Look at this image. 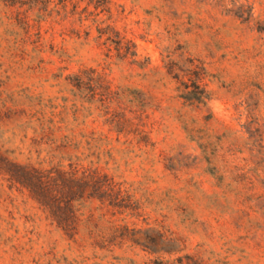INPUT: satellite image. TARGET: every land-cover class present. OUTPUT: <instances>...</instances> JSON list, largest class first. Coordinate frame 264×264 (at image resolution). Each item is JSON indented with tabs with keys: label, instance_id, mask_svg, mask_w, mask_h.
Returning <instances> with one entry per match:
<instances>
[{
	"label": "rangeland",
	"instance_id": "obj_1",
	"mask_svg": "<svg viewBox=\"0 0 264 264\" xmlns=\"http://www.w3.org/2000/svg\"><path fill=\"white\" fill-rule=\"evenodd\" d=\"M94 19L33 26L37 52L0 11V164L35 162L42 117L95 148L125 209L72 243L0 176V264H264V0H110ZM82 73L110 95H79Z\"/></svg>",
	"mask_w": 264,
	"mask_h": 264
},
{
	"label": "trees",
	"instance_id": "obj_2",
	"mask_svg": "<svg viewBox=\"0 0 264 264\" xmlns=\"http://www.w3.org/2000/svg\"><path fill=\"white\" fill-rule=\"evenodd\" d=\"M109 5L110 0H0V11L21 25L20 47L31 42L40 52L42 37L39 29L33 30V26L39 28L53 16L70 20L81 11L94 16L93 21L98 24V15L109 10ZM91 7L94 12H89ZM99 31L101 37L109 36ZM19 52L23 57L24 52ZM68 81L81 96L85 86L92 89L91 95H110L102 78L94 77L92 73L69 77ZM35 123V162L18 164L3 158L0 176L10 188L25 192L50 225L76 243L80 236L78 227L83 222L92 223L97 219L112 218L115 214L122 215L124 193L113 177L101 168L100 154L95 153V148L91 147V154L85 155L81 143L76 142L74 136H58L62 132L61 127L55 128L51 121H44L42 117ZM42 153H45L43 158ZM87 239L91 246L100 247L93 234H88Z\"/></svg>",
	"mask_w": 264,
	"mask_h": 264
}]
</instances>
